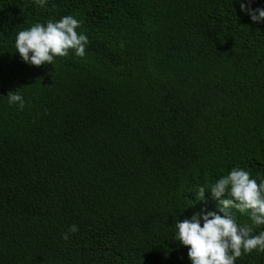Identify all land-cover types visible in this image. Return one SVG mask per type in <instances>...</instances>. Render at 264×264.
<instances>
[{"label":"trees","instance_id":"16d2710c","mask_svg":"<svg viewBox=\"0 0 264 264\" xmlns=\"http://www.w3.org/2000/svg\"><path fill=\"white\" fill-rule=\"evenodd\" d=\"M241 3L0 0V264H192L176 221L223 215L233 168L264 180V23ZM67 15L85 57L25 63L17 34Z\"/></svg>","mask_w":264,"mask_h":264},{"label":"clouds","instance_id":"9594fccd","mask_svg":"<svg viewBox=\"0 0 264 264\" xmlns=\"http://www.w3.org/2000/svg\"><path fill=\"white\" fill-rule=\"evenodd\" d=\"M253 0L241 3V10L250 15L253 22L264 23V8L252 9ZM39 7H47V0H35ZM83 22L67 15L58 21L49 19L20 31L15 39L16 52L25 63L33 66L53 64L56 58H65L74 53L84 58L89 44L88 36L77 29ZM9 104L25 107L19 91L8 93ZM207 186L198 189V199L205 198ZM210 192L220 203V212L206 209L196 212L191 219L176 221V240L188 248L192 264H235L244 254L253 251L264 253V231L254 234L255 227L264 226V180L259 183L242 168H233L210 186ZM207 190V191H209ZM233 209L240 213L250 212L251 224H239ZM79 231L77 225H70L63 234L67 241L69 234Z\"/></svg>","mask_w":264,"mask_h":264}]
</instances>
